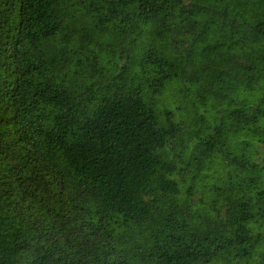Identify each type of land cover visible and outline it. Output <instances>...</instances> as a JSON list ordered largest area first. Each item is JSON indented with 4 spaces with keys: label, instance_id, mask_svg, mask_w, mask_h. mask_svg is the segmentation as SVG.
<instances>
[{
    "label": "trees",
    "instance_id": "trees-1",
    "mask_svg": "<svg viewBox=\"0 0 264 264\" xmlns=\"http://www.w3.org/2000/svg\"><path fill=\"white\" fill-rule=\"evenodd\" d=\"M0 264H264V0H0Z\"/></svg>",
    "mask_w": 264,
    "mask_h": 264
}]
</instances>
